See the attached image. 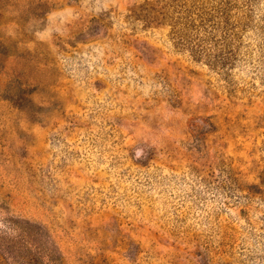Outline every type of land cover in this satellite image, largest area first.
<instances>
[{
    "label": "rangeland",
    "instance_id": "1",
    "mask_svg": "<svg viewBox=\"0 0 264 264\" xmlns=\"http://www.w3.org/2000/svg\"><path fill=\"white\" fill-rule=\"evenodd\" d=\"M0 264H264V0H0Z\"/></svg>",
    "mask_w": 264,
    "mask_h": 264
}]
</instances>
